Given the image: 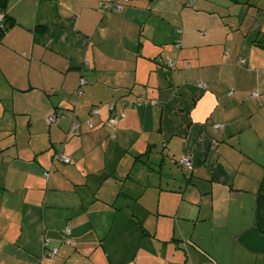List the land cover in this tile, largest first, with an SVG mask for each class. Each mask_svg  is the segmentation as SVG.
Instances as JSON below:
<instances>
[{
	"label": "crops",
	"instance_id": "crops-1",
	"mask_svg": "<svg viewBox=\"0 0 264 264\" xmlns=\"http://www.w3.org/2000/svg\"><path fill=\"white\" fill-rule=\"evenodd\" d=\"M104 1L7 2L0 264H173L181 241L185 257L207 258L200 264H228L221 241L233 245L231 264H259L264 248L238 243L247 232L264 240L254 225L264 0H129L107 14ZM96 105L100 116L90 114ZM53 112L63 116L50 125ZM57 151L70 162L54 161ZM182 156L194 168L181 180L173 164Z\"/></svg>",
	"mask_w": 264,
	"mask_h": 264
},
{
	"label": "rangeland",
	"instance_id": "rangeland-1",
	"mask_svg": "<svg viewBox=\"0 0 264 264\" xmlns=\"http://www.w3.org/2000/svg\"><path fill=\"white\" fill-rule=\"evenodd\" d=\"M144 160H146L144 158ZM175 167L173 168V172L176 174H178L182 180V178L184 177V175L188 178L189 173L187 170H184L182 167L176 166L175 164H173ZM239 171V170H238ZM262 172V171H261ZM244 174V175H243ZM247 173L245 171V169H241V171H239L238 174H235L236 176V182L240 180V178H242L243 176H245ZM261 174V173H260ZM132 175L136 178H141L142 177V173L138 172V170L136 171H132ZM177 176V175H176ZM251 178L250 180H254L255 182L259 181V175L257 177V175L251 174ZM248 195V194H246ZM195 196L197 197V194L195 193ZM198 198H200L198 196ZM199 201H195V203H193L190 206L191 211L193 212V209L196 208V203ZM248 201H246V206L244 205L243 209H244V224H246L247 226L250 225V216L252 215V213L250 212V208L248 207L249 205L247 204ZM197 209V208H196ZM262 237V236H260ZM244 240V241H243ZM163 244L165 245L164 247V251H171L172 249H170L169 247L167 248V242H163ZM240 246L244 247L245 249L247 248L248 250L252 249V248H256V246H258V248H264V240H260V238H258V236L253 235L252 232H247L244 237H242V240L239 241L238 243ZM251 244V245H248ZM232 244L230 242H228L227 244H223V242L221 241V251H222V258L223 260H225L224 262H227L228 264H231V257L233 256V249H232ZM254 246V247H253ZM180 247L183 249H177L176 253L179 256V258L175 259L172 257V262L173 264L177 263V264H191L193 261L196 262L197 264H200L201 262L207 263V258H205L204 256H202L199 252H195V253H191V255H186L183 251L184 250H189V244H185L184 242H180ZM251 247V248H250ZM253 250V249H252ZM251 250V251H252ZM256 250V249H255ZM190 251V250H189ZM238 253V251L236 250L234 252V255H236ZM245 253L247 255H249V262H252L255 260V258L257 257V253H250L247 252V250L245 251ZM259 256V264H264V254H258ZM252 258V260H251ZM146 262V263H145ZM144 263H151L154 264V259L151 258L149 260H144Z\"/></svg>",
	"mask_w": 264,
	"mask_h": 264
},
{
	"label": "built area",
	"instance_id": "built-area-1",
	"mask_svg": "<svg viewBox=\"0 0 264 264\" xmlns=\"http://www.w3.org/2000/svg\"><path fill=\"white\" fill-rule=\"evenodd\" d=\"M128 1L129 0H117V1H113V0H111V1H104V2H99V6H100V8H101V10H102V12L103 13H109V12H117V11H120L122 8H123V5L124 4H126V3H128ZM2 14H0V28L2 27V25H3V23H2ZM167 64H168V66H172V64H173V61H168L167 62ZM85 78H80V80H79V83L80 84H85ZM200 86H203V84H200ZM81 91H79V93H80ZM251 95H254V96H257L258 97V93L257 92H251L250 93ZM152 103L153 104H155L156 103V101L155 100H153L152 101ZM108 109L109 110H112L113 109V105L111 104V105H109L108 106ZM121 116H123V113H121ZM61 117V115H57L55 112H53V113H51L48 117H47V119H46V121H47V123H49L50 125L51 124H56V122L58 121V119ZM109 121L113 124H115L116 123V118L115 117H111L110 119H109ZM87 123L89 124V126H92V122H91V120H87ZM77 121L74 119L73 120V124H72V126H71V128L75 131L76 129H77ZM62 159L64 160V161H68V157L66 156V155H62ZM179 163L180 164H182V165H184V166H186L187 168H191L192 167V165H191V162H190V160L188 159V157H186V156H183V157H181L180 159H179ZM64 232L66 233V234H69L70 233V228L69 227H66L65 229H64ZM44 243H46V244H48V240L47 239H45L44 240ZM56 252H57V250L55 249V248H51L50 249V255H53V254H56Z\"/></svg>",
	"mask_w": 264,
	"mask_h": 264
},
{
	"label": "trees",
	"instance_id": "trees-1",
	"mask_svg": "<svg viewBox=\"0 0 264 264\" xmlns=\"http://www.w3.org/2000/svg\"><path fill=\"white\" fill-rule=\"evenodd\" d=\"M194 0H190L189 1V4H192ZM7 2L8 0H0V14H2V17H3V24L7 23L8 20H9V17H7V14H6V11H5V8H6V5H7ZM3 27V25H2ZM1 27V28H2ZM5 28V25L4 27L1 29L3 31V29ZM168 62V61H167ZM166 62V64H167ZM174 65V62L172 64V66ZM168 66V64H167ZM172 66H168V67H172ZM140 99V98H139ZM135 100V101H132V104H139L141 103V100ZM110 111V110H109ZM60 115H62L61 113H59ZM62 155H64V152H61V151H57L54 153V161L56 160H61V161H64L62 159ZM142 155V154H141ZM140 156V155H139ZM137 156V157H139ZM183 157V156H182ZM187 157V156H186ZM69 158V157H68ZM181 158V157H180ZM179 158V159H180ZM179 159L177 160V164L182 167L184 170H187L188 172H191L194 168V165H193V162L190 160V158L188 157V159L190 160L191 162V165L192 167L189 169L187 168L186 166L182 165L179 163ZM65 163H68L70 162V158L68 159V161H64ZM45 176H48V172L45 173ZM254 225H255V228L256 230L262 234L264 236V172L262 174V177H261V180H260V185H259V188L256 192V198H255V206H254ZM172 240H176V239H172ZM46 244V243H45ZM52 248V247H51ZM50 248V249H51ZM56 249V248H55ZM57 250V249H56ZM57 253V252H56ZM54 255V254H53Z\"/></svg>",
	"mask_w": 264,
	"mask_h": 264
},
{
	"label": "water",
	"instance_id": "water-1",
	"mask_svg": "<svg viewBox=\"0 0 264 264\" xmlns=\"http://www.w3.org/2000/svg\"><path fill=\"white\" fill-rule=\"evenodd\" d=\"M73 110H74V107H73ZM62 115L61 116H63V113H61ZM90 114H95V115H98V116H100L101 115V111H100V108L96 105V106H93L92 108H91V110H90ZM75 115V114H74ZM112 117V116H111ZM110 116L106 119V123L108 124V125H114V123L112 124L110 121H109V119L111 118ZM74 120V119H73ZM88 120V119H87ZM90 120V119H89ZM116 124V123H115Z\"/></svg>",
	"mask_w": 264,
	"mask_h": 264
},
{
	"label": "flooded vegetation",
	"instance_id": "flooded-vegetation-1",
	"mask_svg": "<svg viewBox=\"0 0 264 264\" xmlns=\"http://www.w3.org/2000/svg\"><path fill=\"white\" fill-rule=\"evenodd\" d=\"M3 20H4V19L2 18V23H3ZM3 27H4V24H3ZM3 27H2V28H3ZM2 28H0V29H2Z\"/></svg>",
	"mask_w": 264,
	"mask_h": 264
}]
</instances>
